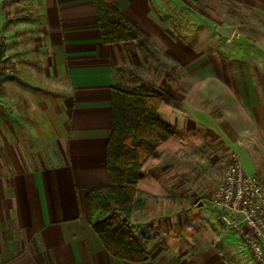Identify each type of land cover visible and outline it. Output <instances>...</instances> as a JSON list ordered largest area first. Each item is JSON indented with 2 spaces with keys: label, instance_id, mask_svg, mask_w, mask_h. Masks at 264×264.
Masks as SVG:
<instances>
[{
  "label": "crops",
  "instance_id": "1",
  "mask_svg": "<svg viewBox=\"0 0 264 264\" xmlns=\"http://www.w3.org/2000/svg\"><path fill=\"white\" fill-rule=\"evenodd\" d=\"M245 1L264 9V0ZM117 3L154 46L166 45L172 30L151 14L149 0ZM0 45V264H230L222 249L230 252L231 243L252 264L241 240L222 232L212 204H199L210 202L203 194L210 180L190 184L167 175L186 178L187 164L210 153L217 154V172L221 157L233 150L264 183V61L222 56L209 95L176 98L166 104V116L160 112L175 134L147 159L137 188L149 205L147 217L185 228L178 235L155 231L148 258L133 262L103 247L84 195L113 184L105 167L110 87L115 68L134 64L130 56L141 49L133 41H101L93 0H0ZM197 76L199 88L210 79ZM190 151L195 159L188 162L183 155ZM173 159L179 164L168 163ZM162 188L179 193L177 205L164 212L156 201L164 197ZM195 224L198 234L192 233Z\"/></svg>",
  "mask_w": 264,
  "mask_h": 264
},
{
  "label": "rangeland",
  "instance_id": "2",
  "mask_svg": "<svg viewBox=\"0 0 264 264\" xmlns=\"http://www.w3.org/2000/svg\"><path fill=\"white\" fill-rule=\"evenodd\" d=\"M149 8L154 17L166 22L172 30V34L165 39L167 46L165 44L154 46L153 44L149 48L150 50L146 52L134 42L142 52L130 56L131 62L132 60L135 61L134 64L126 63L115 68L112 84L116 88L128 92L142 93L146 91L140 86L141 83L155 85L158 90L150 91V93L160 98L158 113L162 118L161 113L166 116L168 112L166 104L176 98L180 102L184 98L198 99L199 95L210 94V91L213 90L211 78H213L215 68L218 67L217 61L220 57L244 60H251V58L256 57L261 62L264 61V56L261 55L264 53V9H261L256 2L248 3L245 0H149ZM217 26H233L234 31L230 37H222L216 31ZM202 60L205 63L199 66V62ZM197 74L210 78L205 82L202 79L203 83L200 88L197 85L199 83ZM167 90H170V93ZM203 104H206L208 108L211 102L206 99ZM213 109L217 111L213 106L209 108V111ZM173 110L177 112V109ZM217 114L220 116L218 111ZM171 127L174 129L172 134L174 135L175 128L172 125ZM165 140L159 142L154 152ZM180 152L177 150L175 154ZM229 152L226 151L221 157V161L217 162V172L214 171L215 166L213 164L218 159L217 154L215 158L211 157L210 153L201 163L187 164L190 173L186 178L179 175L178 179L174 175L172 178L170 174L167 175V178L174 179L176 182L186 179L190 184L210 180L211 185H203V190H206L203 194L211 201L228 167ZM183 156L188 162L195 159V153L192 151L186 152ZM168 163L179 164L174 159L173 162L168 161ZM241 167L246 174H251L242 165ZM138 180L135 184L128 223L132 228V234L147 252V249L152 246L151 244L157 240L155 231L160 232L169 229L170 235H178L182 227L185 228V226H174V230L171 229L173 224L167 222L166 219L156 220L155 216L154 219L147 217V215L151 216V213L150 211V214L148 213L147 207L149 205L146 204V197L142 196L144 198H141V193L138 192ZM175 190L176 188L159 190L161 193L163 192L164 197L166 196V198L156 199L161 212H164L165 208L177 205L179 193ZM213 210L221 224L222 232L227 237L232 235L231 238L238 240L231 228L224 224L216 210ZM165 215L163 214L161 217ZM2 225L0 223V228ZM195 226L196 228L192 227V233L197 232L196 234H198L200 232L197 231L198 225L195 224ZM231 245L232 252L225 251L228 262L230 264H245V261L241 260L242 255H238L237 243H231Z\"/></svg>",
  "mask_w": 264,
  "mask_h": 264
},
{
  "label": "trees",
  "instance_id": "3",
  "mask_svg": "<svg viewBox=\"0 0 264 264\" xmlns=\"http://www.w3.org/2000/svg\"><path fill=\"white\" fill-rule=\"evenodd\" d=\"M93 5L103 43L133 41L144 51L150 50L153 44L149 33L119 9L117 0H93ZM1 55L0 45V61ZM140 86L146 92H128L111 85V128L105 144V167L113 184L89 188L84 195L88 221L103 247L112 256L133 262L148 258L128 223L135 184L148 156L159 142L174 133L158 113L160 98L150 93L158 88L151 83ZM214 111L210 110L213 117Z\"/></svg>",
  "mask_w": 264,
  "mask_h": 264
},
{
  "label": "built area",
  "instance_id": "4",
  "mask_svg": "<svg viewBox=\"0 0 264 264\" xmlns=\"http://www.w3.org/2000/svg\"><path fill=\"white\" fill-rule=\"evenodd\" d=\"M3 68L0 61V74ZM211 204L241 240L252 264H264V183L243 171L234 151L229 152L228 167Z\"/></svg>",
  "mask_w": 264,
  "mask_h": 264
},
{
  "label": "water",
  "instance_id": "5",
  "mask_svg": "<svg viewBox=\"0 0 264 264\" xmlns=\"http://www.w3.org/2000/svg\"><path fill=\"white\" fill-rule=\"evenodd\" d=\"M216 31L220 36L228 38L232 35L234 28L233 26H217ZM205 202L211 204V201H199V204L202 205Z\"/></svg>",
  "mask_w": 264,
  "mask_h": 264
}]
</instances>
